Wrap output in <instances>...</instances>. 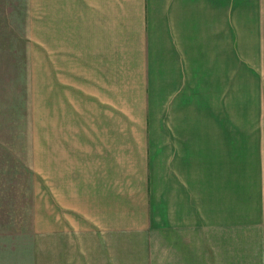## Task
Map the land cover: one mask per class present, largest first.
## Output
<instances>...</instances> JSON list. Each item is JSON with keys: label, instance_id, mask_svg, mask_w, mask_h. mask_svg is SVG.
<instances>
[{"label": "crops", "instance_id": "1", "mask_svg": "<svg viewBox=\"0 0 264 264\" xmlns=\"http://www.w3.org/2000/svg\"><path fill=\"white\" fill-rule=\"evenodd\" d=\"M48 1L52 223L75 264H235L237 0Z\"/></svg>", "mask_w": 264, "mask_h": 264}, {"label": "rangeland", "instance_id": "2", "mask_svg": "<svg viewBox=\"0 0 264 264\" xmlns=\"http://www.w3.org/2000/svg\"><path fill=\"white\" fill-rule=\"evenodd\" d=\"M242 3L230 99L235 264H264V0ZM51 31L50 1L0 0V264L76 263L74 242L57 238L52 223Z\"/></svg>", "mask_w": 264, "mask_h": 264}]
</instances>
